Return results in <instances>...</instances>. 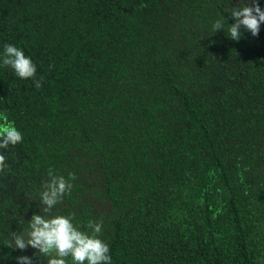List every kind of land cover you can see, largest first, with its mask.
I'll list each match as a JSON object with an SVG mask.
<instances>
[{
  "label": "trees",
  "instance_id": "trees-1",
  "mask_svg": "<svg viewBox=\"0 0 264 264\" xmlns=\"http://www.w3.org/2000/svg\"><path fill=\"white\" fill-rule=\"evenodd\" d=\"M241 4L0 0V54L37 68L0 62V114L23 134L0 149V264H47L8 242L50 169L72 185L53 215L102 219L111 264H264V24L230 39Z\"/></svg>",
  "mask_w": 264,
  "mask_h": 264
},
{
  "label": "clouds",
  "instance_id": "clouds-1",
  "mask_svg": "<svg viewBox=\"0 0 264 264\" xmlns=\"http://www.w3.org/2000/svg\"><path fill=\"white\" fill-rule=\"evenodd\" d=\"M227 35L230 39L239 41L242 30L250 32L253 37L259 35L260 25L264 24V10L257 0H252L251 6L241 4L232 7ZM223 28L221 20L213 25V31L219 32ZM0 62L10 68L13 74L21 79L35 78L37 68L31 58L26 56L22 49L5 44ZM41 81L36 80L35 87H41ZM23 134L13 123L9 122L6 115L0 114V149H7L9 145L15 146L22 143ZM7 157L0 153V171L8 167ZM50 179L40 194V203L43 205L41 213H33L28 221L24 233H11L12 240L9 247L14 250H25L28 246L43 256L48 257L47 264H68L71 257L72 264H111L109 245L99 235L102 232L103 220H89L87 228L81 230L73 223L74 213L68 216L53 215L52 210L62 202V197L71 190V183L63 175H56L50 169ZM34 253V255H36ZM17 264H33L31 257L21 255L16 257Z\"/></svg>",
  "mask_w": 264,
  "mask_h": 264
}]
</instances>
